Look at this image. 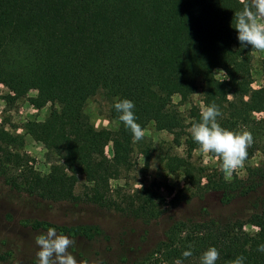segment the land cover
I'll list each match as a JSON object with an SVG mask.
<instances>
[{
  "label": "trees",
  "instance_id": "trees-1",
  "mask_svg": "<svg viewBox=\"0 0 264 264\" xmlns=\"http://www.w3.org/2000/svg\"><path fill=\"white\" fill-rule=\"evenodd\" d=\"M247 0H0V85L9 90L8 102L27 97L35 109L49 106L43 121H27L24 134L55 156L47 175L20 169L10 185L28 196L54 203L72 201L79 176L90 185V200L102 203L109 182L133 167L135 143L130 129L119 121L114 104L134 102L137 122L143 129L173 134V144L183 145L187 156L199 148L190 130L199 122L201 109L192 106L185 124L177 106L188 103L197 91L203 108L213 101L222 111L218 118L229 130H248L254 143L248 157L258 150L260 166L249 169L245 181L207 182L194 175L192 164L169 155L164 169L182 171L185 185L193 190L218 192L225 203L236 196L257 193L264 186V88L251 87L250 45H242L233 27L235 12ZM225 74L215 76L216 70ZM231 95V96H229ZM101 96L107 118L117 129L96 128L85 107ZM255 114H261L255 118ZM184 138V139H183ZM183 139V143L181 142ZM0 156L5 166L9 147H22V137L0 130ZM111 144L112 157L105 155ZM218 157L214 154H210ZM155 195V194H154ZM157 198H159L157 196ZM155 197L144 189L125 201L124 212L144 221L157 216ZM245 225L258 230L249 234ZM35 228L53 227L34 222ZM54 228V227H53ZM73 236H87L88 227H59ZM264 196H256L246 217L175 221L150 257L158 264H201L203 253L216 247V264H228L243 255L245 264H264ZM191 245L192 256L183 253Z\"/></svg>",
  "mask_w": 264,
  "mask_h": 264
},
{
  "label": "rangeland",
  "instance_id": "rangeland-1",
  "mask_svg": "<svg viewBox=\"0 0 264 264\" xmlns=\"http://www.w3.org/2000/svg\"><path fill=\"white\" fill-rule=\"evenodd\" d=\"M250 60L251 87L264 88V51L253 50ZM215 76L218 79L225 78L219 69L215 71ZM8 94L9 90L0 85V130L14 137H22L23 146L9 147L7 150L18 157H11L4 167L0 165V264H36L39 247L35 237L47 229L35 228L34 222H43L55 229L76 226L90 228L87 236H73L56 229L58 233L76 241L70 251L78 259L87 258L102 264H158L150 254L175 221L246 217L252 200L256 196H264L263 186L257 193L236 196L230 203H225L218 192L187 187L181 170L170 175L164 169L165 158L176 155L192 164L194 175L202 176L201 188L208 181L211 184L228 183L234 178L245 181L249 169L261 165L263 156L260 151L256 150L247 158L244 166L226 180L219 157L202 153L199 148L187 156L183 145L173 144V134L156 130L152 123L144 128V138L134 145L132 169L109 182L102 203L94 204L90 200V185L81 176L74 187L75 198L72 201L54 203L28 196L11 186L10 181L17 177L22 168L16 167L19 161L24 169L31 168L41 176L47 175L51 165L56 162L55 156L48 155L46 148L24 134L23 130L27 121H43L49 106L33 108L27 101V97L37 94L32 90L25 98L11 102L6 100ZM172 102L185 124L190 122L188 116L192 106L203 108L199 91L186 104L180 105L178 96H174ZM107 109L108 103L101 96L90 99L85 107L96 128L115 130L117 123L107 118ZM254 117L260 118L261 114H255ZM5 150L0 144V156ZM105 155L112 157L111 144L106 146ZM140 189L154 197L156 195L157 216L150 221L123 211L125 201ZM244 230L253 234L258 229L245 225Z\"/></svg>",
  "mask_w": 264,
  "mask_h": 264
},
{
  "label": "clouds",
  "instance_id": "clouds-1",
  "mask_svg": "<svg viewBox=\"0 0 264 264\" xmlns=\"http://www.w3.org/2000/svg\"><path fill=\"white\" fill-rule=\"evenodd\" d=\"M234 28L238 32V40L242 45H250L253 50L264 51V0H247L242 10L235 12ZM231 96V95H229ZM118 119L133 134V142L145 136V130L137 122L134 112L135 104L129 99H119L114 104ZM222 116L220 106L213 101L201 109L199 122L193 123L190 132L199 150L205 154H214L221 161V170L226 180L244 166L248 158V148L254 143V136L248 130H229L221 126L218 118ZM39 247L36 264H102V262L78 259L70 249L76 241L69 236L58 233L53 227L35 237ZM191 245L183 253L185 258L192 256ZM258 251L264 252V244L258 245ZM220 253L216 247L208 248L201 257V264H216ZM243 255L230 260L228 264H245ZM175 264H182L177 260Z\"/></svg>",
  "mask_w": 264,
  "mask_h": 264
}]
</instances>
